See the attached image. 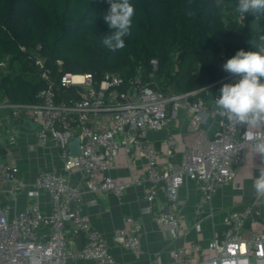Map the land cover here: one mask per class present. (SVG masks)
<instances>
[{"label": "built area", "instance_id": "built-area-1", "mask_svg": "<svg viewBox=\"0 0 264 264\" xmlns=\"http://www.w3.org/2000/svg\"><path fill=\"white\" fill-rule=\"evenodd\" d=\"M238 18L242 20L240 15ZM20 50L26 52L24 47ZM40 50L37 45L29 53L43 83L37 101L0 99V153L15 146L20 133H27L20 125L28 120L37 126L32 132L36 145L44 153L55 151L62 169L43 168L27 182L14 159L0 154V264H68L78 260L119 264L103 234L82 212L83 197L109 192L120 198L125 188L134 184H146L148 212L159 195L165 196L166 209L152 212V221L166 229L171 241L192 229L199 232L205 217H212L204 204L211 201L218 188L234 179L244 163L245 145L254 149L257 138H264V130L235 125L215 106L220 91L212 94L210 89L220 90L225 83L234 84L238 77L224 71L212 85L184 93L164 91L157 79L158 63L151 60L147 75L145 69L128 79L107 73L97 83L90 74H61V61H57L58 70L54 72ZM7 66L8 58L1 60L0 72H6ZM181 113L187 116L188 127L182 135L180 163L162 166L158 150L147 135L166 130L167 137L171 122ZM206 117L217 124L213 135L202 127ZM166 137L165 143L171 144ZM74 139L79 143L78 154L69 152ZM121 150L142 154L146 168L141 178L124 183L102 176ZM255 161L264 165L259 154H255ZM74 170L80 174L76 182L68 176ZM185 179L194 181L200 193L190 226L179 217V189ZM23 192L28 201L17 210ZM41 192L50 196L49 212L41 210L37 202ZM260 218L261 210L254 204L226 211L223 232L210 239L205 259L201 258L205 249L199 242H191L173 250L171 264H264V233L256 228ZM123 222L114 231L113 240L138 255L141 223L131 216ZM69 234L82 236L81 248L72 247Z\"/></svg>", "mask_w": 264, "mask_h": 264}, {"label": "trees", "instance_id": "trees-1", "mask_svg": "<svg viewBox=\"0 0 264 264\" xmlns=\"http://www.w3.org/2000/svg\"><path fill=\"white\" fill-rule=\"evenodd\" d=\"M130 3L131 34L113 53L102 44L112 31L103 19L107 0H0V61L8 58L6 72H0V99L37 101L43 83L29 57L37 45L54 72L61 61V74H90L97 83L107 73L128 79L145 69L147 75L156 60L162 90L184 93L216 83L228 59L241 49L257 50L264 36V13L259 19L245 13L239 21L238 0H223L222 9L215 0Z\"/></svg>", "mask_w": 264, "mask_h": 264}, {"label": "crops", "instance_id": "crops-1", "mask_svg": "<svg viewBox=\"0 0 264 264\" xmlns=\"http://www.w3.org/2000/svg\"><path fill=\"white\" fill-rule=\"evenodd\" d=\"M188 127V118L181 113L177 119L171 122L167 131V137L171 144L162 141H152L158 150V162L164 166L168 163L177 165L180 163L183 153L182 135ZM203 129L213 135L217 124L209 118L204 119ZM264 130V125L251 128ZM166 137V138H167ZM33 146V150L29 147ZM0 154L7 159H14L21 171L23 179L31 182L37 171L46 167L62 169V163L57 153L52 151L44 153L36 145L35 136L32 132L20 133L15 146L9 151ZM255 150L251 145H245L244 163L236 172L234 179L227 185L218 188L211 196V201L204 204V210L210 211L212 217L206 216L200 225V231L190 230L180 235L177 240L171 241L165 228L157 227L152 221V212H160L166 209L165 196L159 195L153 202L151 212H148V202L145 199L146 184H134L125 188L120 198L111 193L85 194L82 203V212L87 216L91 225L99 230L108 245L110 254L119 264H171L172 252L176 248L188 245L191 242H199L205 254L208 256L207 245L213 235H221L224 229L223 217L226 211L241 210L246 204H254L261 210V218L256 226L258 231L264 233V194H258L252 185L259 176V168L264 166L255 161ZM145 159L138 151L126 153L121 150L111 164L110 170L103 172L102 176H109L116 182L129 183L132 179H139L145 173ZM72 182L78 181L80 174L77 171L69 172ZM200 193L197 184L185 179L179 189V217L185 226L193 222L195 207L199 202ZM26 192L18 197L17 210H22L27 204ZM94 201L95 203H91ZM37 202L44 212L50 211V196L41 192ZM138 219L142 227L140 239V252L135 255L129 250L117 245L113 240L114 231L124 225L125 217ZM246 236V234H244ZM72 247L78 248V236L68 235ZM68 264H93L90 261L78 260Z\"/></svg>", "mask_w": 264, "mask_h": 264}, {"label": "clouds", "instance_id": "clouds-1", "mask_svg": "<svg viewBox=\"0 0 264 264\" xmlns=\"http://www.w3.org/2000/svg\"><path fill=\"white\" fill-rule=\"evenodd\" d=\"M107 3L110 8L103 19L112 31L104 37L102 44L115 53L125 47L124 37L131 34L135 7L130 0H107ZM214 6L222 9L223 0H215ZM235 11L241 19L245 13L259 19V14L264 13V0H238ZM255 46L257 50L241 49L224 63L223 70L238 80L234 84L225 83L220 96L215 99V106L222 115L245 128L264 125V36L259 37ZM246 136L251 139L247 133ZM254 150L264 158V138H257ZM252 187L256 193L264 194V166L259 168V176Z\"/></svg>", "mask_w": 264, "mask_h": 264}, {"label": "water", "instance_id": "water-1", "mask_svg": "<svg viewBox=\"0 0 264 264\" xmlns=\"http://www.w3.org/2000/svg\"><path fill=\"white\" fill-rule=\"evenodd\" d=\"M36 124H33L32 122L26 120L20 125V129L25 132H33L36 129ZM166 137V130H160L153 133H149L147 135L148 141H161ZM69 152L72 154H78L79 153V143L77 139H74L69 143ZM78 248H81L83 245V238L81 235L78 236Z\"/></svg>", "mask_w": 264, "mask_h": 264}, {"label": "rangeland", "instance_id": "rangeland-1", "mask_svg": "<svg viewBox=\"0 0 264 264\" xmlns=\"http://www.w3.org/2000/svg\"><path fill=\"white\" fill-rule=\"evenodd\" d=\"M164 78V77H163ZM162 78H160V85H161V83H162V80H161Z\"/></svg>", "mask_w": 264, "mask_h": 264}]
</instances>
